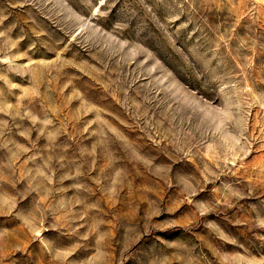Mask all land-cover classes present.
<instances>
[{
  "label": "rangeland",
  "instance_id": "374dc122",
  "mask_svg": "<svg viewBox=\"0 0 264 264\" xmlns=\"http://www.w3.org/2000/svg\"><path fill=\"white\" fill-rule=\"evenodd\" d=\"M0 264H264V0H0Z\"/></svg>",
  "mask_w": 264,
  "mask_h": 264
}]
</instances>
